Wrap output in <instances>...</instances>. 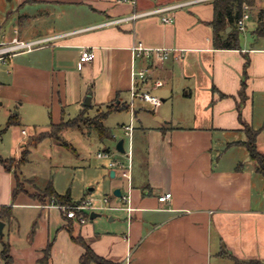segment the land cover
I'll return each instance as SVG.
<instances>
[{"label": "crops", "instance_id": "obj_1", "mask_svg": "<svg viewBox=\"0 0 264 264\" xmlns=\"http://www.w3.org/2000/svg\"><path fill=\"white\" fill-rule=\"evenodd\" d=\"M6 1L0 41L51 38L0 59L1 95L20 106L3 119L6 126L16 115L18 123L0 130L11 139L13 157H21L34 134L23 124H33L36 133L73 118L67 117L71 110L79 113L87 106L93 115L110 102L127 104L123 109L132 119L134 72L147 65L149 77L138 80L139 86L163 97L157 108L135 99L132 209L108 208V220L96 218L102 215L96 212L91 222L74 223L29 188L14 197L15 168L0 163V212L11 206L9 214L0 215V264H6L2 238L10 241L14 264H79L85 247L73 235L119 264H213L231 253L240 260H264V176L243 143L247 126L258 129L257 144L264 153V36L256 32L264 0L247 3L251 17L245 30L250 34L240 33L239 47L216 44L214 0ZM185 1L192 2L168 11L171 22L162 20L164 13L111 22L135 10ZM233 27L228 24L224 37ZM138 41L169 47L170 56L155 61L135 54L132 46ZM86 46L93 47L95 57L80 66ZM43 113V124L49 126L39 125ZM103 172L109 176L105 195L110 204L123 206L114 190L127 192L128 180L107 159ZM166 192L171 198L160 201ZM49 241L51 257L43 261Z\"/></svg>", "mask_w": 264, "mask_h": 264}, {"label": "rangeland", "instance_id": "obj_2", "mask_svg": "<svg viewBox=\"0 0 264 264\" xmlns=\"http://www.w3.org/2000/svg\"><path fill=\"white\" fill-rule=\"evenodd\" d=\"M7 5L9 3L6 0H1L0 11H4ZM246 33L250 34L247 30L241 31V37ZM158 96L163 97L161 95ZM0 101H3V104H0L1 130L5 127L3 119L6 117L7 112H10V110H12V113L19 111L20 106L18 104H11V101L5 99L1 94ZM78 111L71 110L67 117L75 116ZM92 113H95V110ZM45 114L43 113L40 116L43 120L38 121L39 125L44 127L48 125L43 124ZM130 118L131 112L127 109L112 111L107 116L105 123L112 128L114 137L103 142L97 139L96 132L84 135L73 128L65 129L62 135L70 145L54 138H45L37 145L31 147L29 162L20 164L16 160L12 164V168L14 167L17 173L22 171L25 174H21L20 176L22 186L35 190V193L40 192L45 183L52 181L53 186L58 192L66 193L70 191L72 197L78 200L89 193L90 195L86 198H92L96 205L101 207L103 206V198L106 196L105 193L108 191L109 176H106L105 172H103V164L106 162V159L99 158L97 152L108 148L112 152L116 151L115 145L122 138L125 139V145L129 146L130 139L122 125L123 123H130ZM21 127H26L33 133L36 131L33 124L31 126L23 124ZM3 134L4 132L0 133V152L4 156H14L13 150L11 151V139L9 136L3 138ZM92 187H94V190L90 191ZM92 211L102 213L100 217L96 218L104 220H108L109 215L112 213L110 209L103 207L94 210L89 209L87 213L91 215ZM91 221L92 218H88L86 222ZM213 264H236V262L231 256H224L221 259H213Z\"/></svg>", "mask_w": 264, "mask_h": 264}, {"label": "trees", "instance_id": "obj_3", "mask_svg": "<svg viewBox=\"0 0 264 264\" xmlns=\"http://www.w3.org/2000/svg\"><path fill=\"white\" fill-rule=\"evenodd\" d=\"M252 4L255 0H214L215 6V17L212 21L214 27V40L216 44L220 47H239L240 45V30L237 26L236 20L243 13V4L244 3ZM233 13L235 17H233ZM258 25L256 28V32L258 35L264 36V9H261L258 13ZM234 23L233 29L228 33L227 37H224L223 33L226 30L228 24ZM249 60L246 62L245 67L247 71ZM245 87V81L243 83ZM124 107H128L125 103H114L110 102L106 104L104 109H98L97 112L93 115L88 113L89 107H84L76 116L70 119H62L57 123H51L50 127L39 131L37 134L34 133L31 135L26 144L22 149L21 157L18 159L17 157H3L0 154V163H3L5 167L8 169L12 168V164L19 161L20 164L25 163L29 160V154L31 152V147L37 145L45 138H54L62 143L68 144V142L64 139L62 132L65 129L73 128L77 129L81 132L86 130H95L100 141H104L106 139H111L114 137V132L110 126L105 123L107 116L114 110L123 109ZM17 116L13 115L10 118L5 126V129L10 125L18 123V120L15 119ZM247 130V140L243 141L244 145L249 150L251 157L256 160L258 164V170L264 176V153L259 149L257 144V136L259 134V130L255 129L251 126L246 127ZM109 149V148H108ZM17 173V172H16ZM21 172H18L16 175V186L14 188V197L25 188L21 184L20 176ZM33 196L37 197L42 203H66L73 204L78 200L73 199L71 196V192L67 191L66 193L58 192L52 184V181L45 183L44 187L38 193H33ZM11 212V206H3L1 208L0 215L5 216L6 213L9 214ZM72 230V226H69ZM73 238L76 242L82 244L85 247V252L80 257L79 264H119L118 262L112 261L100 254H98L90 244L84 239L81 235H73ZM53 241H49L46 248L44 249V256L42 257L43 261H48L51 257ZM234 257L236 264H264V260L258 258H252L248 260H240L232 253L230 254ZM1 256L4 259L6 264H14V257L11 253V244L8 239L2 238V248H1Z\"/></svg>", "mask_w": 264, "mask_h": 264}, {"label": "built area", "instance_id": "obj_4", "mask_svg": "<svg viewBox=\"0 0 264 264\" xmlns=\"http://www.w3.org/2000/svg\"><path fill=\"white\" fill-rule=\"evenodd\" d=\"M121 1H136V0H121ZM192 1H185L176 4H170L166 6H160L156 8H152L145 11H137L135 10L131 15L124 16L122 18L116 19L111 22H119L124 20H134L141 16L160 14L162 15V20L164 22H171L173 17L168 13V11L176 9L177 7L187 5ZM251 17L250 5L245 3L243 6V13L238 18L237 26L240 30H245L247 28V22ZM50 37H38L34 39H22L19 36H14L10 41L4 42L0 41V59L5 60L10 55L15 54L21 51H30L37 47L43 46L47 41H49ZM132 50L135 54L144 55L147 59H154L155 61H164L170 56L171 48L165 46H146L142 41H138L132 46ZM95 57V51L93 47L86 46L83 48L79 65L82 66L86 62H90ZM151 71V66L147 65L137 71L134 72V78L136 81L134 82V86L131 91L132 102L130 104V109L132 111V119L130 123L123 124L122 127L125 130V133L129 136L130 144L127 147L125 145V152H121L118 149L116 151H111L110 149L99 150L97 152V156L99 158H105L109 161V166L116 168L118 173L121 176L128 180V190L127 192H122L121 199L124 202L123 206H114L110 204V197L105 196L103 198V206L98 207L96 203L92 200V198H83L78 200L73 204L66 203H55L54 201L51 204L58 206L62 212V214L67 218L72 220L74 223H85L90 215L87 213L88 210H94L99 208H115V207H123L128 210L132 209L131 206V190H132V160H133V131L135 128L136 117L134 115L135 112V99L140 98L142 100L148 101L152 103L156 108L162 104V98L156 94L151 93L148 90L141 89L139 86L140 83L144 82L148 77ZM157 85H162V80L156 81ZM1 94V88H0ZM26 133V129L23 130ZM172 193L166 192L159 196L160 201H167L171 198Z\"/></svg>", "mask_w": 264, "mask_h": 264}, {"label": "water", "instance_id": "obj_5", "mask_svg": "<svg viewBox=\"0 0 264 264\" xmlns=\"http://www.w3.org/2000/svg\"><path fill=\"white\" fill-rule=\"evenodd\" d=\"M91 102V96L89 95L87 97V101L85 102L86 104H90ZM124 142H125V139L122 138L120 139L117 144H116V148L118 150H120L121 152H125V145H124ZM113 175V174H112ZM115 194L118 195V196H121L122 195V189L120 187H117L115 190H114ZM96 215H98L95 211L91 213V218H94ZM2 229H3V222L0 220V231L2 232Z\"/></svg>", "mask_w": 264, "mask_h": 264}]
</instances>
